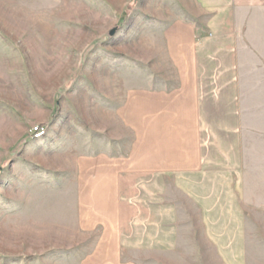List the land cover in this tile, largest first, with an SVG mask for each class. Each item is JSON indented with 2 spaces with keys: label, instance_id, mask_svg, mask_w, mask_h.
<instances>
[{
  "label": "crops",
  "instance_id": "obj_1",
  "mask_svg": "<svg viewBox=\"0 0 264 264\" xmlns=\"http://www.w3.org/2000/svg\"><path fill=\"white\" fill-rule=\"evenodd\" d=\"M175 6L152 14L155 27L137 40V87L117 110L119 134L73 128L71 144L57 139L74 155L41 206L73 244H88L82 259L79 249L64 253L71 264H245L230 201L240 164L238 21L264 0Z\"/></svg>",
  "mask_w": 264,
  "mask_h": 264
},
{
  "label": "rangeland",
  "instance_id": "obj_2",
  "mask_svg": "<svg viewBox=\"0 0 264 264\" xmlns=\"http://www.w3.org/2000/svg\"><path fill=\"white\" fill-rule=\"evenodd\" d=\"M175 1L0 0V264H71L68 250L88 254L41 206L74 155L58 137H78L73 128L119 134L117 110L137 87V40ZM240 16V164L230 201L245 264H264V8Z\"/></svg>",
  "mask_w": 264,
  "mask_h": 264
},
{
  "label": "built area",
  "instance_id": "obj_3",
  "mask_svg": "<svg viewBox=\"0 0 264 264\" xmlns=\"http://www.w3.org/2000/svg\"><path fill=\"white\" fill-rule=\"evenodd\" d=\"M30 132L33 139H41L45 135V130L39 126L31 128Z\"/></svg>",
  "mask_w": 264,
  "mask_h": 264
},
{
  "label": "water",
  "instance_id": "obj_4",
  "mask_svg": "<svg viewBox=\"0 0 264 264\" xmlns=\"http://www.w3.org/2000/svg\"><path fill=\"white\" fill-rule=\"evenodd\" d=\"M113 33H114V32H111V34H110V35H113Z\"/></svg>",
  "mask_w": 264,
  "mask_h": 264
},
{
  "label": "trees",
  "instance_id": "obj_5",
  "mask_svg": "<svg viewBox=\"0 0 264 264\" xmlns=\"http://www.w3.org/2000/svg\"><path fill=\"white\" fill-rule=\"evenodd\" d=\"M124 17V16H123Z\"/></svg>",
  "mask_w": 264,
  "mask_h": 264
}]
</instances>
